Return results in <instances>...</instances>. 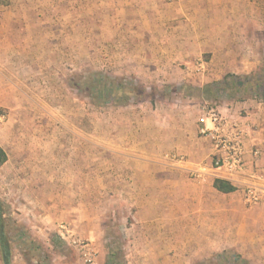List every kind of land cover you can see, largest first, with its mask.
<instances>
[{
	"label": "rangeland",
	"instance_id": "rangeland-1",
	"mask_svg": "<svg viewBox=\"0 0 264 264\" xmlns=\"http://www.w3.org/2000/svg\"><path fill=\"white\" fill-rule=\"evenodd\" d=\"M132 1L130 22L115 37L97 23L83 39L60 38L63 27L53 22L56 37L29 40L25 68L9 75L5 98L20 96L18 109L3 107L7 118L0 122L9 264H264V228L257 231L251 215L226 235L193 231L188 222L199 203L216 209L237 201L249 213L257 205L218 194L191 172L158 175L156 182L134 166L157 157L161 125L191 119L204 107L263 101L249 90L202 91L228 75H264V0L216 7L212 24L198 21L193 8L187 13L194 0ZM177 16L191 17V38L165 33L174 25L161 19ZM95 85H111L115 96L98 97ZM196 192L206 195L191 198Z\"/></svg>",
	"mask_w": 264,
	"mask_h": 264
},
{
	"label": "crops",
	"instance_id": "crops-1",
	"mask_svg": "<svg viewBox=\"0 0 264 264\" xmlns=\"http://www.w3.org/2000/svg\"><path fill=\"white\" fill-rule=\"evenodd\" d=\"M230 1L231 4L235 3L232 2L235 0H194L195 6L192 3L187 4L189 7L187 13L191 15V8H193L192 13L198 21L212 24L209 16L214 14V9L216 7L226 9ZM132 3V0H4L0 2V106L7 108L8 103L12 104L13 108L20 107L19 94L12 95L13 99L5 98L6 87L7 91L11 89L7 80L9 75L16 77V72L25 68V60L30 52L28 47L33 48L31 42L34 39L45 40L56 37L50 28L53 22L63 27L58 35L60 38L83 39L89 32V25L97 23L108 24L112 33L111 37H115L122 23L123 28H126L125 24L129 21L126 15ZM220 13L227 14L226 11H220ZM177 18V21L169 19L167 23L161 19V25H174V30L171 31L168 28L165 33L171 37L177 34L178 38L181 36L191 38V17L186 20H183L182 16ZM177 23H180V31L175 32L178 29V26L175 27ZM184 25H188L189 29ZM91 32H93L92 29ZM14 40L19 41L14 42ZM221 110L231 125H238L243 135L244 166L232 177L233 181L225 179V173L214 168L213 144L210 138L200 134L199 120L202 113L200 115L191 113V119L183 118L167 126L161 125L156 132L155 154L157 157L146 160L134 159L137 160L134 166L140 167V172L143 174L155 176L156 182H159L158 175L179 177L191 172L192 176H196V180H207L216 193L231 196L236 200L243 199L247 185L255 186L262 192V199L257 204L258 208L251 210L250 213L237 201L232 203L225 200L219 203L216 209L211 208L214 209L213 213L211 209L205 207V203L201 205L199 203L195 208H191L188 222L193 231H203L208 234L211 231L220 230L226 235L229 229L230 231L242 229L244 222H247L245 215L249 214L252 225L258 231L259 224H262L264 228V102L254 97L235 101L222 107ZM133 149L134 147L129 148V150ZM141 150L151 151L146 144H143ZM181 155L188 157L187 159L176 158ZM216 180L229 182L236 190L231 193L220 192L214 187ZM213 194L216 195L207 193V195ZM205 195L204 192L191 193V198H201ZM158 214H155L156 221L162 222L157 219ZM179 214L178 211L173 215L179 216ZM174 221L177 224L180 223L179 218Z\"/></svg>",
	"mask_w": 264,
	"mask_h": 264
},
{
	"label": "built area",
	"instance_id": "built-area-1",
	"mask_svg": "<svg viewBox=\"0 0 264 264\" xmlns=\"http://www.w3.org/2000/svg\"><path fill=\"white\" fill-rule=\"evenodd\" d=\"M7 118L5 110L0 106V122ZM200 122V134L210 138L213 148L214 168L225 173V179L232 177L244 166V147L242 131L238 125H231L222 112L213 107H204ZM262 199V192L252 185L244 190L245 203L253 206Z\"/></svg>",
	"mask_w": 264,
	"mask_h": 264
},
{
	"label": "trees",
	"instance_id": "trees-1",
	"mask_svg": "<svg viewBox=\"0 0 264 264\" xmlns=\"http://www.w3.org/2000/svg\"><path fill=\"white\" fill-rule=\"evenodd\" d=\"M95 89L98 87V85L94 86ZM101 88V89H100ZM98 87L97 92H95V95L98 93V97L103 98V96H113L114 88L110 85H104L103 87ZM244 89V90H242ZM237 91L238 93H241L243 91H251L253 94L258 95L259 94L264 97V75L259 76V78H239L233 75L226 76L222 81L215 82L211 85H207L204 90L202 91L203 94L205 93H219L221 91ZM103 96H102V95ZM234 96L236 94H233ZM115 96V95H114ZM113 96V97H114ZM110 99V98H108ZM129 99V97H125V100ZM264 102V98H263ZM8 161V154L6 150L0 145V168L6 164ZM214 187L223 193H231L236 190V188L231 185L229 182H225L223 180H216L214 183ZM10 206L5 204L3 201L0 200V246L3 254V259L5 261V264H9V258L11 254V247L7 236V226L8 223L4 216L9 213ZM107 264H114L113 261L109 260Z\"/></svg>",
	"mask_w": 264,
	"mask_h": 264
}]
</instances>
